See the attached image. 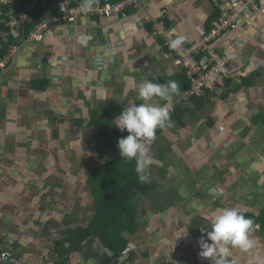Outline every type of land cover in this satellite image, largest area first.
<instances>
[{
	"label": "crops",
	"instance_id": "1",
	"mask_svg": "<svg viewBox=\"0 0 264 264\" xmlns=\"http://www.w3.org/2000/svg\"><path fill=\"white\" fill-rule=\"evenodd\" d=\"M258 4L254 20L243 14L210 44L229 58L225 89L169 101L170 122L150 146V179L139 186L129 173L101 171L118 154L100 128L109 136L119 130L113 120L129 102H143L134 87L142 81L183 88L152 22L161 18L188 44L211 27V0H142L119 19L84 16L50 28L41 41L18 42L0 73V249L22 264L46 256L63 264H213L200 255L201 239L210 242L209 217L238 208L256 215L249 218L259 227L254 246L232 248L226 264H264L257 219L264 211V0Z\"/></svg>",
	"mask_w": 264,
	"mask_h": 264
},
{
	"label": "built area",
	"instance_id": "2",
	"mask_svg": "<svg viewBox=\"0 0 264 264\" xmlns=\"http://www.w3.org/2000/svg\"><path fill=\"white\" fill-rule=\"evenodd\" d=\"M211 2L218 11V16L213 19L211 27L201 31L199 39L188 44L183 43L178 49L169 46L170 41L177 36L172 32L173 28L167 26L161 18L152 22L154 34L161 37L164 46L172 51L174 63L181 68L187 81V86L176 96L177 102L187 100L198 91L219 92L226 87L229 79V58L210 44L231 28L243 14H251L250 20H254L259 8L258 0H211ZM38 3L46 4L47 0H28L24 4L22 0H0V73L8 68L20 44L41 41L45 32L54 26L72 23L84 16L119 19L126 16V9L139 10L143 7L142 0H104L91 3L92 6L84 10L81 7L83 3L72 5L69 0H59L57 4L59 14L49 13L37 22L29 17H20L22 12L28 14L33 12ZM162 13L161 17L164 15V12ZM25 22L32 24L26 34L23 33L26 30ZM4 262L22 264L12 252L0 249V264ZM35 264L63 263L46 256Z\"/></svg>",
	"mask_w": 264,
	"mask_h": 264
},
{
	"label": "clouds",
	"instance_id": "3",
	"mask_svg": "<svg viewBox=\"0 0 264 264\" xmlns=\"http://www.w3.org/2000/svg\"><path fill=\"white\" fill-rule=\"evenodd\" d=\"M91 6V0H86L81 5L84 10ZM133 11L137 10L133 9ZM185 40V36L177 35L170 41L169 46L178 49ZM134 87L139 100L143 102L139 105L129 102V105L113 120V124L121 132L127 131L126 136L118 139L119 154L128 161L133 159L136 161V172L140 182L144 183L150 179L146 170L154 163L150 146L156 138L157 129L164 128L170 122L172 105L169 101L173 95L179 93L180 85L176 81L161 84L145 80ZM160 100L165 103L161 105ZM209 222L210 230L204 229V231L210 242L201 239L200 255L211 258L213 264H226L232 248L247 251L254 246L252 233L259 226L242 214L238 208H219L209 217Z\"/></svg>",
	"mask_w": 264,
	"mask_h": 264
},
{
	"label": "trees",
	"instance_id": "4",
	"mask_svg": "<svg viewBox=\"0 0 264 264\" xmlns=\"http://www.w3.org/2000/svg\"><path fill=\"white\" fill-rule=\"evenodd\" d=\"M28 0H22V2H23V4L25 3V2H27ZM58 1L59 0H47V3L46 4H41V3H38L37 5H36V8H35V10L33 11V12H31L27 17H29V18H32V20L34 21V22H37V21H39L41 18H43L44 16H46L47 14H49V13H54V14H59L60 13V11H59V9H58ZM70 1V3L72 4V5H76V4H79V3H85L86 2V0H69ZM94 2H103V0H91V3H94ZM21 10H23V8H21ZM131 10H133L132 8H128V9H126V11L128 12V11H131ZM27 14H28V12H26ZM218 16V11H216V14H215V18ZM24 25H25V31H23V33L24 34H26L30 29H31V27H32V24L30 25L29 23H27V22H25L24 23ZM206 30V29H205ZM11 39H13V40H15V38H13V37H11ZM16 41H17V39H16ZM184 77V76H183ZM184 80H185V78H184ZM187 86V81H186V84H184L183 85V88L184 87H186ZM182 88V89H183ZM182 89H180V91H182ZM179 91V92H180ZM177 95V94H176ZM174 103H177V100L176 101H174ZM173 103V104H174ZM101 132L99 133L100 135H106V140H105V142L110 146V147H112V148H115L116 149V151H117V157L120 155L119 154V149H118V147H117V143H118V139L119 138H122V137H124V136H126V132L124 131V132H121L120 130H117V132L116 133H112V135H110L109 136V134L107 133L108 131H106V128L104 127V126H102L101 128ZM105 130V131H104ZM96 137H98V135H96ZM99 138V137H98ZM99 140V139H98ZM100 141V140H99ZM117 157H115V158H113V159H111L110 160V162H107V164L106 165H104L103 167H101L100 169H101V171L102 170H105V169H107V168H113L114 170H117V173L120 175L123 171H125L126 169H130L131 167H129V162L130 161H128V162H125V161H121V163H119V161H115L116 160V158ZM125 159V158H124ZM134 160V159H133ZM134 162V165H133V168H131L133 171H127V173H129V175H132V180L134 181V183L136 184V186H139V184H140V180H138L136 177H134V176H136V174H137V172H136V161L134 160L133 161ZM99 169V168H98ZM97 169V170H98ZM100 171V170H99ZM118 200H115V201H120V200H122L123 202L122 203H124L125 202V200L124 199H122V198H117ZM103 201H105V200H103ZM106 202V201H105ZM126 203H128V200L126 201ZM264 210V209H263ZM102 213H104L103 211H101ZM105 216H106V214H104ZM246 216L247 217H252V219L254 220V217L256 218V215H254V214H246ZM259 218V219H258ZM261 218V219H260ZM257 219L259 220L258 222H260V223H262V224H264V211H262L261 212V214H259V215H257ZM60 262V261H59Z\"/></svg>",
	"mask_w": 264,
	"mask_h": 264
},
{
	"label": "rangeland",
	"instance_id": "5",
	"mask_svg": "<svg viewBox=\"0 0 264 264\" xmlns=\"http://www.w3.org/2000/svg\"><path fill=\"white\" fill-rule=\"evenodd\" d=\"M79 135V134H78ZM89 135H90V132H88L87 133V137H89ZM82 138H79V139H77V141H79V140H81ZM83 140V139H82ZM76 141V140H75ZM76 141V142H77ZM78 143V142H77ZM79 144V143H78ZM84 147H86V145L84 146ZM87 153L88 154H90V155H93L94 153H93V151H91V150H87ZM125 161V159H124V157H121L120 155L116 158V160L115 161H119V163H121V161ZM134 160H132V161H130L129 162V167H131V168H133V165H134V162H133ZM126 169L125 171H123L120 175H124L125 173H127V171H129V170H131V171H133L132 169ZM108 176L109 175H112V172L110 173V174H107ZM118 176V175H117ZM121 177H123V176H118V178H121ZM128 177V176H127ZM127 177H125V178H127ZM214 187H212V189H213ZM260 193H261V195H264V192L263 191H260Z\"/></svg>",
	"mask_w": 264,
	"mask_h": 264
},
{
	"label": "water",
	"instance_id": "6",
	"mask_svg": "<svg viewBox=\"0 0 264 264\" xmlns=\"http://www.w3.org/2000/svg\"><path fill=\"white\" fill-rule=\"evenodd\" d=\"M55 245L58 247V243L56 242ZM54 252H56V248L54 249Z\"/></svg>",
	"mask_w": 264,
	"mask_h": 264
}]
</instances>
